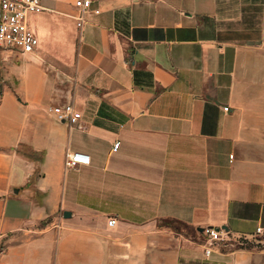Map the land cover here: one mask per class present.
<instances>
[{
  "label": "crops",
  "instance_id": "1",
  "mask_svg": "<svg viewBox=\"0 0 264 264\" xmlns=\"http://www.w3.org/2000/svg\"><path fill=\"white\" fill-rule=\"evenodd\" d=\"M74 1L0 51V264H264V0Z\"/></svg>",
  "mask_w": 264,
  "mask_h": 264
},
{
  "label": "built area",
  "instance_id": "2",
  "mask_svg": "<svg viewBox=\"0 0 264 264\" xmlns=\"http://www.w3.org/2000/svg\"><path fill=\"white\" fill-rule=\"evenodd\" d=\"M135 1V0H131ZM43 0H0V51L10 52L17 55L32 54L38 47L39 41L33 30L29 26L30 15L42 9ZM90 0H75L74 6L79 14L76 19L77 27L81 28ZM228 108H224L227 111ZM59 121L73 123L80 118V114L75 112L72 104L68 103L53 109ZM119 143L113 145L117 149ZM90 158L80 152H68L65 154L64 166L66 169H76L79 166H88ZM109 227L115 225V219L110 218ZM204 236V242L210 247L219 241H230V238L215 229H204L200 232ZM257 235H262L260 228L256 229ZM244 245L247 243L245 236L235 238L233 244ZM211 250L204 249V256L208 258Z\"/></svg>",
  "mask_w": 264,
  "mask_h": 264
},
{
  "label": "rangeland",
  "instance_id": "3",
  "mask_svg": "<svg viewBox=\"0 0 264 264\" xmlns=\"http://www.w3.org/2000/svg\"><path fill=\"white\" fill-rule=\"evenodd\" d=\"M166 225L170 226L171 228H173L175 231L184 234L187 237H195L196 232L192 229H189L188 227L180 224V223H176V222H171V221H167L165 222ZM253 239V238H252ZM257 241H259L258 243H254V241H252L251 243L247 244V245H236L235 248H242V247H256V248H264V237H259V238H254ZM199 242V241H198ZM233 248V247H231Z\"/></svg>",
  "mask_w": 264,
  "mask_h": 264
},
{
  "label": "water",
  "instance_id": "4",
  "mask_svg": "<svg viewBox=\"0 0 264 264\" xmlns=\"http://www.w3.org/2000/svg\"><path fill=\"white\" fill-rule=\"evenodd\" d=\"M248 44L251 45V44H253V42H248ZM198 231L201 232L202 229H199Z\"/></svg>",
  "mask_w": 264,
  "mask_h": 264
},
{
  "label": "trees",
  "instance_id": "5",
  "mask_svg": "<svg viewBox=\"0 0 264 264\" xmlns=\"http://www.w3.org/2000/svg\"><path fill=\"white\" fill-rule=\"evenodd\" d=\"M244 245H247V244H244Z\"/></svg>",
  "mask_w": 264,
  "mask_h": 264
}]
</instances>
